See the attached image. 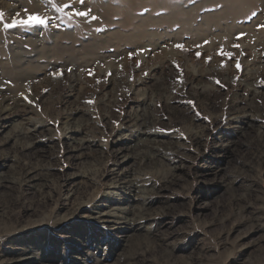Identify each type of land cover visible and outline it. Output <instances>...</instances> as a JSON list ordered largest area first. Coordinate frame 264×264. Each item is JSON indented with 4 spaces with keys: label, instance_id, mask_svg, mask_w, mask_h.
Here are the masks:
<instances>
[{
    "label": "rangeland",
    "instance_id": "rangeland-1",
    "mask_svg": "<svg viewBox=\"0 0 264 264\" xmlns=\"http://www.w3.org/2000/svg\"><path fill=\"white\" fill-rule=\"evenodd\" d=\"M77 10L0 0V264H264V0Z\"/></svg>",
    "mask_w": 264,
    "mask_h": 264
},
{
    "label": "bare ground",
    "instance_id": "bare-ground-1",
    "mask_svg": "<svg viewBox=\"0 0 264 264\" xmlns=\"http://www.w3.org/2000/svg\"><path fill=\"white\" fill-rule=\"evenodd\" d=\"M242 1V0H241ZM260 1V0H259ZM224 2H226V1H224ZM257 2L258 1H256V4H257ZM240 3V2H239ZM227 5V4H226ZM201 6V5H200ZM231 6V5H230ZM232 7H234V6H232ZM228 8V7H227ZM194 9V8H193ZM229 9H230V7H229ZM235 10V9H234ZM236 12V11H235ZM235 12H234V14H235ZM233 14V13H232ZM237 14V13H236ZM235 14V15H236ZM240 14V13H239ZM173 15V14H172ZM174 16V15H173ZM214 16V15H213ZM233 16V15H232ZM237 16V15H236ZM189 17V16H188ZM215 17V16H214ZM214 17H211V18H214ZM231 17V16H230ZM209 18V17H208ZM236 18V17H235ZM222 19V18H221ZM228 19H229V17H228ZM189 23V22H188ZM194 32V31H193ZM203 34V33H202ZM197 37V36H196ZM202 37V36H201ZM196 39H198V38H196ZM200 43V42H199ZM20 55V54H19ZM22 56V55H21ZM24 63V62H23ZM19 69V68H18ZM21 71L23 72V74L20 76L21 78H27V76H28V78H32V76L34 75V73H32V72H28L27 70H23V69H21L20 70V73H21ZM13 74V73H12ZM17 74V73H16ZM22 88V87H21ZM24 92V91H23ZM14 96H15V94L12 96V98H14ZM10 97V96H9ZM11 98V97H10ZM15 101V100H14ZM17 102V101H16ZM137 181V180H136ZM135 180H132L131 182H130V184H129V187H130V189L131 190H137V189H139V185H138V183L136 182ZM153 191V190H152ZM152 191H150V192H152ZM155 191V190H154ZM153 194V193H152ZM142 197H139L138 196V199H141ZM143 204H145L146 205V201H144V202H142ZM144 208V207H143ZM152 207H145L144 209H142L141 210V212H143L144 213V215H147L146 216V221L147 222H152L153 223V221H155V219L159 216V214L158 213H152L151 212V209ZM134 215V214H133ZM142 218V217H141ZM132 221V220H131ZM257 228H258V226L257 225H255V224H252L251 225V229H250V231H252V232H254L255 230H257ZM152 233V231H151V229L150 228H148V230H147V234H149L148 235V237H150L149 239H151V241L153 240V241H156L157 239L155 238V236H154V234H151ZM147 237V238H148ZM147 243H145L143 246L142 245H140L139 247H137V248H133V251L131 252V255L130 256H128L127 255V259H125V261H123L122 262V264H137L138 263V261L140 260V256H141V253L143 252V250H144V247H145V245H146ZM133 247V246H132ZM129 250V249H128ZM83 252V250L81 251V253ZM84 253H86V255H88L89 254V252H87L86 250L84 251ZM23 255H25V253H23L21 256H23ZM42 257V256H41ZM124 258V257H123ZM126 258V257H125ZM36 260H39V259H37V258H29V259H26V260H23V259H19L18 261H16V262H19L20 264H29V263H31V262H35ZM51 260V259H50ZM71 260H73V261H75V262H80V264H82L83 263V261H81V259L80 258H77L76 256H72V258H71ZM120 263H121V261H120ZM119 263V264H120ZM172 264H178V263H172ZM185 264H202V258L200 257V256H197L196 254H193L192 255V257L190 258V260L188 261V262H186Z\"/></svg>",
    "mask_w": 264,
    "mask_h": 264
},
{
    "label": "snow or ice",
    "instance_id": "snow-or-ice-1",
    "mask_svg": "<svg viewBox=\"0 0 264 264\" xmlns=\"http://www.w3.org/2000/svg\"><path fill=\"white\" fill-rule=\"evenodd\" d=\"M77 2V0H71V3L65 2L61 6H57L55 3V0H52V6L56 8L57 12L63 13L65 16H68L71 18L73 15L76 16H82V17H87L89 15L88 12H83V11H71V9L74 8V4ZM79 3L83 4L85 0H78ZM66 9H69L70 11H66ZM25 12L27 14V9H25ZM16 16H19V13H16ZM93 19H96V17H92ZM5 19V14L3 12H0V22H2ZM52 21L43 14H31L28 15L27 19H15L13 18L10 23H5L4 28L5 29H10L13 27H36V26H42V27H49L51 25ZM178 48H182V45H177ZM234 47H239V45H234ZM223 56H227L231 58V53L223 52L221 51L220 53ZM197 56L200 54L197 53ZM211 59V58H209ZM27 100L28 97H25ZM29 103H31V100H28Z\"/></svg>",
    "mask_w": 264,
    "mask_h": 264
}]
</instances>
